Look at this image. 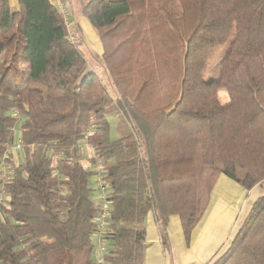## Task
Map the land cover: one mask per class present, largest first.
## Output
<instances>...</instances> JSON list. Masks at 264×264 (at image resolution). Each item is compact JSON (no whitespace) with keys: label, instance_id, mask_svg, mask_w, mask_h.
<instances>
[{"label":"trees","instance_id":"1","mask_svg":"<svg viewBox=\"0 0 264 264\" xmlns=\"http://www.w3.org/2000/svg\"><path fill=\"white\" fill-rule=\"evenodd\" d=\"M16 2L0 0V264H98L96 176L103 264H144L147 217L168 249L169 217L188 237L220 174L262 195L209 264H264V0H89L116 99L50 0Z\"/></svg>","mask_w":264,"mask_h":264},{"label":"crops","instance_id":"2","mask_svg":"<svg viewBox=\"0 0 264 264\" xmlns=\"http://www.w3.org/2000/svg\"><path fill=\"white\" fill-rule=\"evenodd\" d=\"M8 1L12 12L19 11L16 0ZM62 1L70 13L71 24L68 32L74 35L86 63L87 60L91 61L93 67L98 66V71L103 74L99 65L102 61V45L88 20L82 16L83 8L89 0ZM94 59L98 61V65ZM87 70L99 75L96 70L88 66V63ZM98 77L102 81L101 75ZM261 195L260 187L256 186L247 191L220 174L212 188L204 214L188 237L184 235L180 218L177 215L169 217L168 249L162 245L154 219L149 215L146 219L144 264H209L225 249L251 205Z\"/></svg>","mask_w":264,"mask_h":264},{"label":"built area","instance_id":"3","mask_svg":"<svg viewBox=\"0 0 264 264\" xmlns=\"http://www.w3.org/2000/svg\"><path fill=\"white\" fill-rule=\"evenodd\" d=\"M50 1L55 6L57 11L62 15L64 23L68 29L71 23L69 20L70 13L66 5L62 0H50ZM69 39L71 42L77 43L74 35L70 34V32H69ZM13 148L16 149L17 151H20L22 149V145L20 144V142H17L15 143ZM5 185L6 184H3L0 187V205L5 204L6 202V201L4 202V196L5 195L7 196V192L5 191ZM94 187H95V200L99 203L100 214L96 218V231L95 234L93 235L92 247H93V255L97 263L103 264L102 258L103 256L106 255L108 251L105 240V233L108 225L107 218L110 211V205L107 202L105 188L103 186L101 176H96V178L94 179Z\"/></svg>","mask_w":264,"mask_h":264},{"label":"rangeland","instance_id":"4","mask_svg":"<svg viewBox=\"0 0 264 264\" xmlns=\"http://www.w3.org/2000/svg\"><path fill=\"white\" fill-rule=\"evenodd\" d=\"M93 30H94V29H93ZM94 31H95V30H94ZM94 33H95V32H94ZM96 35H97V34H96ZM77 47H78V49H79V46H77ZM222 56H223V53H219V54L214 58V60L211 62L210 67H209V70H208V73H207V75H206V79H207V80H216V79L218 78L219 66H220V60H221ZM86 58H87V56H86ZM93 58H95V57H93ZM94 60H95V62H96V64H97L98 61H97L96 59H94ZM87 63H88V66H90L91 68H93L94 70H96V71L99 73V75H101L102 82H103L104 86L106 87L107 91L109 92V94L111 95V97H112L113 99H116V98L118 97V95H117V93H116V90H115V88H114V85H113L112 79H111V77H110V75H109V73H108V70H107V68H106V65H105L103 59H102V61L99 62V63H100L99 65H100V67L102 68L103 74L101 73V71H98V69H99L98 66H97V68H96V67H93V63H92L91 61H88V60H87ZM97 65H98V64H97ZM25 66H26V63H23V64L20 65V68L23 69V68H25ZM99 75H98V76H99ZM220 99H221L220 101H221L222 103H224L225 101L228 100L227 95H226L225 93H221V94H220ZM15 133H16V134H15V142H14V143H17V142H19L18 140H19V137H20V129H19L18 126H17L16 129H15ZM83 143H84V144H82L81 149H82V154H84L85 159H86V157H89V155H91L92 152H91L90 148L88 147V145L86 144V142L84 141ZM8 155H10V157L12 158V160L14 161V163H15L16 165H19V164L22 163L23 155H22L21 150H20V151H17L16 149L12 148V149L9 150ZM83 158H84V157H83ZM85 159H84V160H85ZM33 172H34V174H35L36 179L40 181V179H41V175H42L41 173H42V172L39 171V170H34ZM6 198H8V197L5 195V196H4V202L7 201ZM5 203H6V202H5ZM46 204H47V202H46V203L43 202V205L46 206ZM204 212H205V211H204ZM0 221H1V217H0Z\"/></svg>","mask_w":264,"mask_h":264}]
</instances>
